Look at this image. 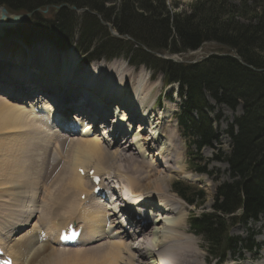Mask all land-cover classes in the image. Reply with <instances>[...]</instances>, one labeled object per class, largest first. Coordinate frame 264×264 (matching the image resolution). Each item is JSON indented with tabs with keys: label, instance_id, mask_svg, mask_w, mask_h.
Here are the masks:
<instances>
[{
	"label": "bare ground",
	"instance_id": "6f19581e",
	"mask_svg": "<svg viewBox=\"0 0 264 264\" xmlns=\"http://www.w3.org/2000/svg\"><path fill=\"white\" fill-rule=\"evenodd\" d=\"M3 14L7 17L14 15L8 12ZM3 44L16 46L10 41H4ZM17 48L14 49L23 54V57H17L20 62L17 63L16 69L12 68L16 62L10 60L14 52L0 47V50H4L0 57L5 54V57L9 58L4 61L7 65H2L0 69V81L5 72L16 75L17 81L14 88L6 83L0 88L5 91V94L0 91V130L8 135L3 140L13 137L15 141L21 142L16 146L15 156L8 164L5 161L6 152L0 153V161L1 158V162L5 161L0 166L6 164L0 167V247L13 258L14 264H133V241H138L140 245L135 251L138 256L136 264H200L191 238L185 237L182 240L183 234L178 232L184 225L187 213L179 204V200L173 195H168L172 174L186 178H194L197 175L188 171L186 161L177 152L179 144L173 137L172 127L163 129L164 120L171 119L174 111L168 110L166 116L160 112L154 119L157 101L153 104L150 100L153 86L148 85L142 74L134 79L131 78L132 72H128L120 78L119 70L123 67L115 66L116 64H93L87 69L80 67L74 75L62 73L66 68L63 67L64 59L60 53L46 57V53L51 51L46 48L44 54L37 52L32 56L26 55L24 49ZM21 64H24L22 72ZM28 65L33 68L31 72L34 76L30 77L36 86L32 90L27 89L24 79L29 75ZM75 66L76 57L72 56L67 67L72 70ZM41 73L48 79H38ZM81 82L83 86L89 87L88 92L92 88L101 93L97 95L91 92L94 103L97 101L102 109L106 107L107 110H103V113L110 109L109 112L114 118L102 115L99 118L102 120V126L92 122L96 120L93 112H86L83 109L88 108L82 107L83 103H78L83 97L75 90L81 87L77 85ZM103 93L111 98L115 97L119 102H115L114 107H111ZM102 96L104 98H101ZM45 97H49L54 105H57L62 116H66L69 108L76 107L79 110H74H81L80 114L72 117L73 120L77 119L73 123L80 126L77 133L74 131L75 136L58 133L56 127L50 126V123L57 125L60 115ZM29 98L31 99L28 100ZM85 99L88 101L89 97ZM87 105L92 104L89 102ZM123 107L129 110L127 114L124 111L119 112ZM55 113L57 116H54ZM126 115L129 118L127 121L124 119ZM132 121L138 123L135 131H131ZM146 122L149 124L147 133L142 132L146 130ZM23 129L30 133L21 136ZM89 132H92V135H83ZM35 138L43 140L36 143ZM56 142L58 146L52 151L50 144L54 145ZM132 145L136 146L135 150L131 149ZM6 149L11 150L5 145H0L1 151ZM31 149H36L38 153L35 160L41 159L48 186L44 192H38V196H44L46 200L52 192L55 194L46 208H38L41 205L29 208V201L33 200L27 195L33 193L34 183L42 178L35 173L34 178L31 175L25 183L27 168L23 164L26 163L24 159L27 157L22 156ZM148 151L155 152L157 160L152 161L154 157L147 159ZM158 160L170 174L160 176L157 173ZM113 161L121 164V168L126 170L117 168L116 176L109 177L111 188L116 186L119 189L123 186L122 174H126V184L130 191L123 190L121 194H116V199L109 197L105 202L100 198L95 200L88 175L82 176L76 170L82 168L88 174L90 169H94L95 174L104 178ZM82 194H85L84 201L80 200ZM126 196L130 197L129 200ZM38 202L40 203V199ZM121 211L128 216L126 223L122 224L121 220H118ZM34 212H43L44 217L39 213L36 217L37 227L26 230L30 226L29 219L36 216ZM50 215L56 217V220H52ZM69 221L82 223L84 235L79 237L80 243L74 246H60L57 241L58 233ZM159 223H162L163 229L158 226ZM126 224L133 228L131 233L124 230ZM109 227L111 233L107 235ZM52 230L56 231L55 237Z\"/></svg>",
	"mask_w": 264,
	"mask_h": 264
},
{
	"label": "trees",
	"instance_id": "16d2710c",
	"mask_svg": "<svg viewBox=\"0 0 264 264\" xmlns=\"http://www.w3.org/2000/svg\"><path fill=\"white\" fill-rule=\"evenodd\" d=\"M236 1L193 0L189 11L173 12L166 0H0L15 12L31 13V29L59 47H69L76 37L78 49L89 61L101 55L111 59L122 48L131 64L148 65L162 74L165 84L177 83L183 98L177 123L194 147L189 166L197 173H206L199 152L217 141L203 111L211 108L206 94L231 110L242 105V114L226 130L231 144L225 161L231 181L216 187L211 212L192 214L188 220L208 255L219 261L228 251L256 247L250 238L228 236V224L264 216V4ZM45 6H55L52 19L39 16L37 9ZM72 6L82 10L77 33ZM109 26L119 37L110 33ZM210 42L234 51L242 62L222 53L195 63L162 57L195 51ZM172 188L189 205L205 199L203 189L184 182L175 181Z\"/></svg>",
	"mask_w": 264,
	"mask_h": 264
},
{
	"label": "rangeland",
	"instance_id": "374dc122",
	"mask_svg": "<svg viewBox=\"0 0 264 264\" xmlns=\"http://www.w3.org/2000/svg\"><path fill=\"white\" fill-rule=\"evenodd\" d=\"M232 1L237 3L236 0H232ZM192 2H193V0H166V3L168 5L169 9L172 10L173 12L174 11H187V10L189 11V5ZM261 2L264 4V0H261ZM174 4H177V6H175ZM2 7L5 8L9 14H26L24 12H15L11 8L6 7L5 5H0V11H1ZM37 10L40 11L39 16H43L45 19H52L53 15L55 13V6L54 7L45 6L42 9H37ZM37 10L35 12H37ZM81 15H82V10L74 9V13L72 14V16L74 18H77L75 33H77V30H78L77 27H78ZM30 16L24 20H21L20 22L16 23L15 25H11V26L4 25L1 27V30H0V47L2 46V48H4V49H6V48L11 49L14 52V54H12L11 56L9 55L11 57L10 60L16 62V63H14L15 65L12 68L17 69V63L20 62L17 60V57L19 56L20 59H22V57H23V54L21 55L20 52H17L15 50V49H18L17 47L24 49L26 51V55L28 54V55H32V56L35 55L37 52H41L44 54L46 48L51 50L50 52L46 53V57L56 55V53L57 54L60 53V55L64 59L63 67L66 68V70L62 73H72V75H74L78 71V69H80V67L87 69V67L89 65H93V64H96V65L105 64L106 66L111 65V64H113V65L116 64L115 66H122L123 67L121 70H119L120 72H119L118 76H120V78L123 76V74L127 75L128 72H132L131 78L133 77L134 79L136 77H138L140 74H142V76L145 78V81L148 82V85L153 86V91L150 95V100L154 101V99L156 98V100H158L157 104L159 105V107H161V110L156 109L154 111V113H153L154 119L157 118V116H158V114H160V112H162L166 116V113L168 112V110L174 111L172 113L173 117H171V119L168 118V119L164 120V128L163 129L166 130V129H168L169 126L172 127V128L171 127H169V128L173 129V131H174L173 137L175 138L176 142L179 144V148L177 149V152L179 153L180 156H182V158H184L185 161H187L186 164H187L188 171H190V173L192 175H197V176H195L194 178L193 177L186 178L183 175L172 174L173 176L171 175L172 178L168 184L169 185L168 195H173L175 197V199L179 200V204L183 207V209L187 213L185 216L184 225L182 226V228L180 230H178V232L183 234L182 240L185 237L191 238L194 249H195L196 253L198 254V262L200 261L199 262L200 264H213L212 260L209 261L210 258H209L208 252L203 247L204 241L202 240V238L194 235L190 231L189 225H188V218L191 216V214L197 215L203 211L207 212V213L211 212L212 208H213V204H214L213 197L215 194L216 187L223 182H230L231 181L230 169H229V167L225 161V156H227L229 154L230 144H231V141L226 134V130L228 129L229 125L233 122V119L242 114V110H243L242 105L239 104L235 110H231L229 107H227L224 104H216L214 102V100L211 99L206 94V99H207L208 105H210L211 108L210 109L205 108V109H203V111L207 114V116L209 117V119L211 121L213 129H214L216 136H217V141L213 142L212 147H205L199 152V155H198V157H200L199 164L201 167H203V166L205 167L206 174L192 173V168L189 166V151L193 150V145L188 148L189 141L187 140V137L185 138L180 127L179 126L177 127V125H176V122H177L179 115H180L179 111H180V107L182 105V100H183V98H180V94H179L180 89H179V85L177 83L165 84L162 74L160 72H155L148 65L131 64L128 61V58L126 57L127 56L126 50L122 49V48L120 49V55L113 57L111 59L109 57H107V55L106 56L101 55V57H99L97 59L87 61L85 55L80 52V49H78V45L75 42L76 37H74V42H72L71 45H69V47H66L65 49L62 48L61 46L59 47V45H57L55 42L47 39L46 37H44V35L39 33L37 31L38 29H34V28H32L33 30L31 29V25H29L30 22H28ZM4 22L6 24L7 20L6 21L4 20ZM20 27H21V29L19 30ZM108 30L110 31V33L112 35H114L116 37L118 36V34L110 26L108 27ZM115 34H117V35H115ZM120 37L125 39V40L129 39L128 37H125V36H120ZM4 41L13 42L14 45H16L17 47L16 46H10V45H4L3 44ZM3 46H5L6 48ZM3 51L4 50H0V53H3ZM213 53H216L219 55L221 53L224 55L225 54H231V52H229L226 48H223V49L219 48L216 44H214L213 42H210V43H205L201 48H199L195 51L186 52V53H183L181 55L180 54H173V55H169V56H170V58L173 59V61L195 63L201 59H204L205 57L210 56ZM72 56L76 57V66H75V69L71 70V69H69V67H67V65L69 64L70 57L72 58ZM166 56H168V55H166ZM7 60H9V58L5 57V54L2 55V57H0V66H1L0 69H2V65L6 64L4 61H7ZM8 65H10V64L8 63ZM21 65H22V68H21V72H22L23 68H24V64H21ZM10 66H12V65H10ZM32 70H33V68H31V66L28 65L27 71H28L29 75L27 77H24L27 89H32L35 85L34 83H32V82H34L33 79L31 78L32 76H34V75H31ZM18 71H19V73H21L20 70H18ZM3 74H4V80L0 81V84H1L0 86H2V85L5 86L6 85L5 82H7L11 86H13V88L16 87L15 86V84L17 83L16 75H14V74L11 75L8 72H5ZM37 77H39V76H37ZM42 78L48 79L43 73H41L40 77L38 79L42 80ZM88 80H89V78H88ZM102 80H104V79H102ZM1 92H3V91H1ZM135 124L134 125L131 124L132 130L136 129ZM0 132H1V134H0V145H5V146L11 148L10 151H7V149L4 151L0 150V153L6 152L5 161L8 164L12 160V158L15 156L16 146L20 145L21 142L15 141V138H13V137H10L8 140H3L8 135H5V133L1 130H0ZM29 133L30 132L27 129H23L21 131V136H23L25 134H29ZM42 140H43L42 138H35L34 139V141L36 143L40 142ZM57 146H58L57 142L54 145H53V143L50 144V148L52 151H55V147H57ZM131 149L135 150V146L132 145ZM38 152L40 153V155L42 154L41 151H38ZM147 153H149V157L147 159L150 160V158L153 159V157H154V159L152 161L157 160V158L155 157V154H156L155 152L151 153V151L150 152L148 151ZM37 155H38V153H37L36 149H31L29 152L27 151L22 156V158L27 157V159H24V160H26V163L23 164L25 166V168H27L26 169L27 177L25 179V183L28 181V179L31 175L34 178L35 173L39 174V176L42 177L41 179H39L38 181H36L34 183L33 193H30L27 195V196L31 197L33 200L31 202L29 201V203H30L29 208H31V209L35 208V205H41V207L38 206V208L48 207L51 203V200L54 199V196H55V194L53 192H52L51 196L46 200H44L45 199L44 196H38V192L39 193L41 191L44 192L48 186H47V181L45 180V177H44V173H45L44 170L45 169L43 167H41V159L37 158L35 160V157H37ZM42 157L45 160V156L42 155ZM218 158H220L221 161H217ZM138 160H140V158H138ZM1 161H2V158H1ZM5 161H3V162H5ZM3 162H1L0 164H3ZM156 163H158V164H156V169H158L157 173L160 176H162L163 174H166V175L170 174L163 169L164 168L163 163H161L160 160H158ZM4 166H6V164H4L3 166L1 165L0 167H4ZM117 168L119 170H122V171L126 170L125 168L124 169L121 168V164H119L116 161H113L110 163L109 167L107 168L108 173L106 174V177H111V178L115 177L116 176L115 172H116ZM160 172H162V173L160 174ZM51 174H52V172H51ZM177 180H181V182L183 181L184 183H186L190 186H194V187L203 189L205 192L204 201L198 202L196 207L188 206L187 204H185L172 191V183L177 181ZM51 185H52V183H51ZM127 190L130 191V188ZM39 199H40V203L38 202ZM41 200H44V201H41ZM39 213L42 215V217H44L43 212L42 213L39 212ZM39 213L34 212V215H36V216H33L32 218H30L29 219L30 221L28 220L29 221L28 224H30V226H29V228L27 227L26 230H29L32 227H37V222H36L37 218L36 217H38ZM50 217L52 220H56V217L51 216V215H50ZM47 225H48V223H47ZM53 225H54V223H53ZM228 225H229L228 226V228H229L228 229V236L239 237V238H243V239H246V238H249L250 236H252V240H254L256 243L261 245V249L259 252L257 251V252H252V253H248V252L244 253V252L235 250L234 253L230 254L227 257V261L224 264H227V263L228 264H264V216H260L257 220H250L245 224L235 223V224H228ZM158 226L159 227L161 226V229H163L162 223H159ZM131 228H130V230H131ZM138 239H141V238L138 237ZM133 242H134L133 247L136 248V249H133V252L135 253L133 264H136L138 256H137L135 251L138 249V247L140 245H139L138 241H133ZM54 247H56V246H54ZM157 256H158V252L156 251L155 257L157 258ZM207 260L209 261L208 263H207ZM231 261H233V262H231Z\"/></svg>",
	"mask_w": 264,
	"mask_h": 264
},
{
	"label": "water",
	"instance_id": "95a60500",
	"mask_svg": "<svg viewBox=\"0 0 264 264\" xmlns=\"http://www.w3.org/2000/svg\"><path fill=\"white\" fill-rule=\"evenodd\" d=\"M60 6H57L56 9H58ZM71 8L73 10L76 9L74 6H72ZM3 13L7 14L6 10L4 8H1L0 26H2V25H7V26L15 25L16 23L20 22L21 20H24V19L28 18L31 15V13H26V14H22V15H15V14L14 15H9L7 17V15H5ZM5 19L7 20L6 24L4 22ZM115 35H117V34H115ZM232 53H234V51H232ZM233 57L239 60V58L236 55H233Z\"/></svg>",
	"mask_w": 264,
	"mask_h": 264
},
{
	"label": "snow or ice",
	"instance_id": "6c2138e0",
	"mask_svg": "<svg viewBox=\"0 0 264 264\" xmlns=\"http://www.w3.org/2000/svg\"><path fill=\"white\" fill-rule=\"evenodd\" d=\"M65 238H68V237H65Z\"/></svg>",
	"mask_w": 264,
	"mask_h": 264
}]
</instances>
